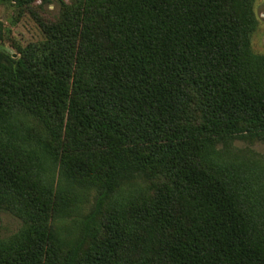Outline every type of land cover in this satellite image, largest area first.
<instances>
[{
  "label": "trees",
  "instance_id": "16d2710c",
  "mask_svg": "<svg viewBox=\"0 0 264 264\" xmlns=\"http://www.w3.org/2000/svg\"><path fill=\"white\" fill-rule=\"evenodd\" d=\"M35 1L0 0L42 33L0 48V264H264V165L218 149L264 141L255 0Z\"/></svg>",
  "mask_w": 264,
  "mask_h": 264
},
{
  "label": "rangeland",
  "instance_id": "374dc122",
  "mask_svg": "<svg viewBox=\"0 0 264 264\" xmlns=\"http://www.w3.org/2000/svg\"><path fill=\"white\" fill-rule=\"evenodd\" d=\"M35 5H38L37 9L46 11L56 17L59 16L61 11V3L59 0H51L47 3H43V0H36ZM254 13L257 24L252 35V48L256 54L264 58V0H255ZM0 20L4 24L2 36L0 37V48L6 49L12 54L18 55L16 51L18 45H25L30 41L38 40L42 37V33L32 11L27 7H20L16 2L0 3ZM218 149L224 151L230 150L228 156L235 160H256L264 165V141L234 139L228 147L219 144ZM140 187H147V182L141 179L137 180L136 188ZM94 198V191H88L84 194L83 199L86 201L82 209L84 213L90 209ZM67 222L75 231L76 227L73 224V218L67 220ZM21 226L22 220L15 214L9 211L0 212V237L11 235Z\"/></svg>",
  "mask_w": 264,
  "mask_h": 264
}]
</instances>
